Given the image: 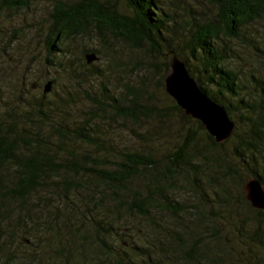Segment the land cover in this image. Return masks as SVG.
<instances>
[{
  "label": "trees",
  "instance_id": "16d2710c",
  "mask_svg": "<svg viewBox=\"0 0 264 264\" xmlns=\"http://www.w3.org/2000/svg\"><path fill=\"white\" fill-rule=\"evenodd\" d=\"M22 2L0 0V12ZM168 2L56 1L47 54L61 63L65 40L89 38L100 47L78 61L93 54L115 78L91 61L89 103L61 108L42 89L35 106L0 114V200L25 233L55 238L44 246L63 264H264V209L243 190L250 177L264 188V0H207L211 15ZM242 47L257 75L241 69ZM174 55L234 121L225 141L165 91Z\"/></svg>",
  "mask_w": 264,
  "mask_h": 264
},
{
  "label": "rangeland",
  "instance_id": "374dc122",
  "mask_svg": "<svg viewBox=\"0 0 264 264\" xmlns=\"http://www.w3.org/2000/svg\"><path fill=\"white\" fill-rule=\"evenodd\" d=\"M56 1L58 0H24V3L17 7L7 5L0 12V114L8 106L13 105V101L23 108L27 107L26 105L28 107L34 105V100L40 97L47 81L51 82L54 93H50V90L44 94L55 101L59 107L62 108L61 101L68 99L69 96L80 106L85 105L86 102L89 103L85 90L95 88L100 78L98 72L90 67L92 63L98 64L100 72L105 76H113L108 65L103 61L95 60L92 63H86L83 60V64L78 61L83 48L100 47L99 42L89 38L82 39L77 36L65 40L63 46L68 50L69 56L61 63L47 54V30ZM170 1L179 8L186 2H190L209 15L216 11L215 6L207 0H167L168 4ZM113 45L120 58L128 57L125 47H122L120 43ZM238 52L244 62L240 65L241 69L246 73L257 75V63H254L251 58V50L242 47L238 49ZM50 61L54 63L50 64ZM119 81L120 79L117 78V83ZM32 84L34 87H31ZM0 208V243H3L0 264H63L66 261L60 259L57 254L46 251L44 245L47 241L48 248L55 246V238L52 236L49 238L48 232L37 229L27 234L24 230L26 226L20 227L15 224L13 201H10L8 206L6 200L5 202L0 200ZM46 214L53 215L48 212ZM42 223L46 225L45 221ZM60 240L65 241L64 238ZM141 242V239H136L137 244ZM39 246L45 248L44 255L39 254V256L35 252ZM13 253L15 260H13ZM94 259L86 260V264H95L96 260L100 263L104 262L100 255H96Z\"/></svg>",
  "mask_w": 264,
  "mask_h": 264
},
{
  "label": "water",
  "instance_id": "95a60500",
  "mask_svg": "<svg viewBox=\"0 0 264 264\" xmlns=\"http://www.w3.org/2000/svg\"><path fill=\"white\" fill-rule=\"evenodd\" d=\"M85 58L90 63L95 56L86 54ZM164 82L165 91L173 97L183 113L199 120L216 142L221 143L230 136L235 126L234 121L222 106L205 95L184 62L175 55L171 58L170 71ZM50 88L51 82L47 81L43 91L48 92ZM243 190L252 207L264 209V188L258 179L248 178L243 184Z\"/></svg>",
  "mask_w": 264,
  "mask_h": 264
}]
</instances>
